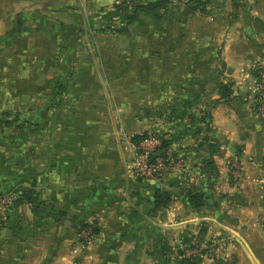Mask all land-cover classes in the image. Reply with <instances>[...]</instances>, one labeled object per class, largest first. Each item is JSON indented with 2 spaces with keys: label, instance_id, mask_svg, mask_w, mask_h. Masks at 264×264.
<instances>
[{
  "label": "crops",
  "instance_id": "0c3cea01",
  "mask_svg": "<svg viewBox=\"0 0 264 264\" xmlns=\"http://www.w3.org/2000/svg\"><path fill=\"white\" fill-rule=\"evenodd\" d=\"M156 1L0 0V117L28 122L0 130V195L15 196L0 264H180L179 238L207 249L200 264H264V121L252 72L264 61V0H240L234 13L232 0H208L206 14L183 5L124 33L105 18L123 2ZM222 81L234 94L216 103ZM151 130L176 139L178 154L157 178L132 171V139ZM188 189L204 196L202 207ZM158 190L174 200L153 212ZM82 223L99 229L84 247Z\"/></svg>",
  "mask_w": 264,
  "mask_h": 264
},
{
  "label": "trees",
  "instance_id": "16d2710c",
  "mask_svg": "<svg viewBox=\"0 0 264 264\" xmlns=\"http://www.w3.org/2000/svg\"><path fill=\"white\" fill-rule=\"evenodd\" d=\"M186 1L187 2L185 6L188 5L189 11L193 14L195 13L206 14L208 12L207 7L209 4H211V1H208V0H186ZM232 1H233V13L234 11H238V12L241 11L242 5L239 3L240 0H232ZM180 7H182V5H173L171 0H158L153 3L139 4V5H136L135 7H131L129 4H127V2H123L121 5L116 6L115 11L107 14L105 18H108L110 20L112 19L120 20L121 24L116 26V30L114 31L119 32V33H124L128 27L139 22L140 20L147 19V18L154 19V20H163L166 17L172 15L176 9H180ZM232 14H230V16H232ZM108 29L113 31V28H111V26H109ZM233 87H234V84L231 82H223V81L220 82L217 85L219 99L217 100L216 103H220L221 101H224V100H231L234 94ZM56 90H59L58 95L63 96L65 89L62 83L61 84L59 83ZM183 114L180 113L179 110H173L171 115H174L177 118H180V117L184 118L185 116H187L188 120L195 121L194 114H190L187 112ZM1 116L2 117H0V130L5 125H7L6 127H8V125L14 124L17 131H22L28 125L27 124L28 122L21 121L17 115H12L11 113H4ZM11 116H14V120L12 121L9 120ZM211 120H212L211 115L206 114V113L203 114L201 121L203 124L207 126V130H206L207 132H208V127L211 124ZM200 132H201L200 130L195 131L193 136L196 137L197 141L201 139V141L207 142L208 136L207 137L204 136L200 138L199 137ZM156 134L159 135L162 140V145L158 149V151H160L159 156L165 157L166 151L172 147V145L176 142V139H173V138L167 139L165 136H161L158 133ZM147 136H148V132L146 131L142 135H137L132 139L133 143L138 148V152L140 151L141 143L147 138ZM173 157L177 158L178 154L174 152ZM152 159L154 160L155 157L152 156ZM185 194L187 198L189 199L190 204L193 208L197 209L199 207H202L205 204V198L200 193H196L192 189H188V190H185ZM24 199L26 201L31 202L32 201L31 194H25ZM173 200H174V194L171 191L158 190L155 196V201L153 203L152 211L158 212V211L167 209L169 205L173 202ZM4 223L5 221L3 222L2 226L4 225ZM2 226H0V228ZM82 231H90L91 236L94 238L97 237V235L99 234V229L95 227L94 225L88 224V223H82L80 227L78 228L77 234ZM201 261L202 259H199L197 261H188V262L181 261L180 264H185V263L200 264Z\"/></svg>",
  "mask_w": 264,
  "mask_h": 264
},
{
  "label": "built area",
  "instance_id": "2783aa9c",
  "mask_svg": "<svg viewBox=\"0 0 264 264\" xmlns=\"http://www.w3.org/2000/svg\"><path fill=\"white\" fill-rule=\"evenodd\" d=\"M173 5H185L186 0H171ZM253 77L255 80L254 87V109L259 119L264 121V61H257L252 67ZM147 138L141 143L140 151L137 153L132 171L134 174L145 178H157L161 176L168 168L174 166L178 160L173 157L174 150L172 148L166 151L165 157L152 156L158 151L162 145V140L154 131H147ZM231 174L234 180L238 181L243 177V168L237 159L231 163ZM15 199L14 195H0V226L5 221L6 213L11 207ZM94 237L90 231H82L78 233V240L81 246L88 245ZM177 254L180 261H197L203 258L202 246L197 243H187L181 238L178 239L176 246Z\"/></svg>",
  "mask_w": 264,
  "mask_h": 264
},
{
  "label": "rangeland",
  "instance_id": "374dc122",
  "mask_svg": "<svg viewBox=\"0 0 264 264\" xmlns=\"http://www.w3.org/2000/svg\"><path fill=\"white\" fill-rule=\"evenodd\" d=\"M21 25H22V23H21ZM10 28H11V30H13V34H15V32H16V30H17V25L16 24H12L11 26H10ZM36 29H43V27L41 26V27H36ZM3 31V26H0V32H2ZM23 41L25 42V44L26 43H28V44H36V45H38L40 48H48L49 47V42H48V40L45 38V39H41V38H37V39H35V38H26V37H24L23 38ZM2 46H4V45H2V44H0V47H2ZM233 160H234V158H233ZM233 162V161H232ZM85 246H87V245H85ZM203 249H202V255H203V258H202V260L204 259V257L206 258L207 257V249L206 248H204V247H202ZM177 251V248L175 247V252Z\"/></svg>",
  "mask_w": 264,
  "mask_h": 264
},
{
  "label": "water",
  "instance_id": "95a60500",
  "mask_svg": "<svg viewBox=\"0 0 264 264\" xmlns=\"http://www.w3.org/2000/svg\"><path fill=\"white\" fill-rule=\"evenodd\" d=\"M16 22H17V28H18V31H21V14H18V15H17ZM159 155H160V151H157V152L154 154V157H158ZM185 264H190V263H185Z\"/></svg>",
  "mask_w": 264,
  "mask_h": 264
}]
</instances>
